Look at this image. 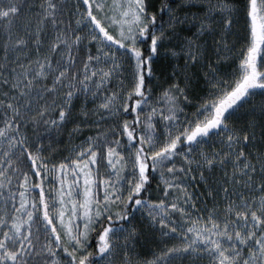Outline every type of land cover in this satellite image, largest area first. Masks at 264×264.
I'll return each mask as SVG.
<instances>
[{
  "label": "snow or ice",
  "instance_id": "obj_1",
  "mask_svg": "<svg viewBox=\"0 0 264 264\" xmlns=\"http://www.w3.org/2000/svg\"><path fill=\"white\" fill-rule=\"evenodd\" d=\"M0 264H264V0H0Z\"/></svg>",
  "mask_w": 264,
  "mask_h": 264
},
{
  "label": "trees",
  "instance_id": "obj_2",
  "mask_svg": "<svg viewBox=\"0 0 264 264\" xmlns=\"http://www.w3.org/2000/svg\"><path fill=\"white\" fill-rule=\"evenodd\" d=\"M234 30L237 32V36L231 37L230 42L235 44V51L229 56L227 61H222V66L225 67V69L231 67L236 62V56L238 55L241 44H242V38L244 36V20H243V13H240L239 20L237 24L234 27ZM261 97L258 95L256 97V100L259 101ZM145 254H147V251L145 250Z\"/></svg>",
  "mask_w": 264,
  "mask_h": 264
}]
</instances>
